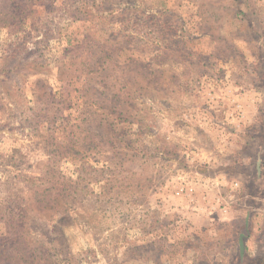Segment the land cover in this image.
<instances>
[{"label":"rangeland","instance_id":"374dc122","mask_svg":"<svg viewBox=\"0 0 264 264\" xmlns=\"http://www.w3.org/2000/svg\"><path fill=\"white\" fill-rule=\"evenodd\" d=\"M40 1L0 29V233L25 220L49 264H229L220 223L247 218L264 254L239 192L264 172V0ZM71 126L77 156L51 145ZM53 185L70 200L43 208Z\"/></svg>","mask_w":264,"mask_h":264},{"label":"trees","instance_id":"16d2710c","mask_svg":"<svg viewBox=\"0 0 264 264\" xmlns=\"http://www.w3.org/2000/svg\"><path fill=\"white\" fill-rule=\"evenodd\" d=\"M41 3L40 0H0V29H9L11 31L24 28L32 19V16L37 13V5ZM34 65H37L36 61L32 62ZM31 62H23L22 66H18L19 69L28 68ZM22 67V68H21ZM33 72L35 70H32ZM10 70L2 68L0 70V75H4L8 78ZM6 79H2L0 82V88L4 87L3 84ZM9 90V88H8ZM6 93L7 90L5 89ZM69 126V123H67ZM76 126L67 127L63 132L65 138V144L58 145L56 143L51 144L56 148V151L63 149V147H68L67 150L61 153H70L72 156H77L79 154L78 145L80 142L86 141L85 138H81V131L75 129ZM112 130V128H111ZM85 146H89L86 144ZM263 164V161L260 162ZM242 184V183H241ZM226 190L228 188L226 187ZM240 194L243 196L246 195L249 197V202L258 205L261 203V200L264 198V172L256 171L254 175L250 178V183H243L241 189L239 190ZM35 198H38L37 202L43 205V208L49 207L55 208L56 206L61 205V199L66 203L70 200V195L63 194L59 192L56 186H49L44 188L41 191H34ZM247 199V200H248ZM251 211L252 206H251ZM18 218L22 217V213L17 214ZM6 224V233H0V264H49L51 260V255L48 250H45L43 246L34 245L30 241L26 232H24L25 220H3ZM220 223V222H219ZM226 224V225H225ZM224 226H237L236 239L232 242L235 246V255L232 256L229 264H264V254L255 253L252 257L250 256V251L246 248L245 239L248 236V230L252 231V220L245 219L244 223L240 226L239 222L234 220L220 223ZM261 234L254 236V241L258 242L259 245L263 243L264 240V228H261ZM236 231V230H235Z\"/></svg>","mask_w":264,"mask_h":264},{"label":"crops","instance_id":"0c3cea01","mask_svg":"<svg viewBox=\"0 0 264 264\" xmlns=\"http://www.w3.org/2000/svg\"><path fill=\"white\" fill-rule=\"evenodd\" d=\"M243 106H244V107H243V110H244V115H245V120H244V122L247 123V124H249V123H251V121L253 120L254 114H256V113H255L256 107H254L255 105H251L252 107H249V108L245 107L246 105H243ZM218 180H219V181H218V184H219L221 187L225 185V182H226V181L221 182L220 179H218ZM222 181H223V180H222Z\"/></svg>","mask_w":264,"mask_h":264},{"label":"built area","instance_id":"2783aa9c","mask_svg":"<svg viewBox=\"0 0 264 264\" xmlns=\"http://www.w3.org/2000/svg\"><path fill=\"white\" fill-rule=\"evenodd\" d=\"M219 201H220V200H219ZM221 211H222V212H223V214H224V213H226V212H227V208H225V209H224V207H223V209H221Z\"/></svg>","mask_w":264,"mask_h":264}]
</instances>
